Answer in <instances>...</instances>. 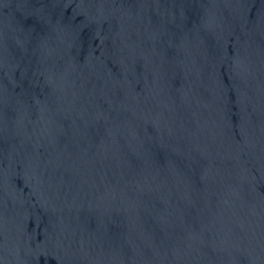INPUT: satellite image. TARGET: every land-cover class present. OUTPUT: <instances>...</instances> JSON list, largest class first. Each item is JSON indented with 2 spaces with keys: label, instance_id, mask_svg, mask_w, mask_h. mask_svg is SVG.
Segmentation results:
<instances>
[{
  "label": "water",
  "instance_id": "1",
  "mask_svg": "<svg viewBox=\"0 0 264 264\" xmlns=\"http://www.w3.org/2000/svg\"><path fill=\"white\" fill-rule=\"evenodd\" d=\"M0 264H264V0H0Z\"/></svg>",
  "mask_w": 264,
  "mask_h": 264
}]
</instances>
